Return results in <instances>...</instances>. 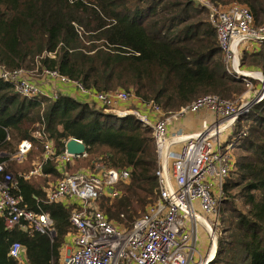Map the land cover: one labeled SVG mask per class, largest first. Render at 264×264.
Instances as JSON below:
<instances>
[{
  "label": "trees",
  "instance_id": "obj_1",
  "mask_svg": "<svg viewBox=\"0 0 264 264\" xmlns=\"http://www.w3.org/2000/svg\"><path fill=\"white\" fill-rule=\"evenodd\" d=\"M209 1L244 3L255 24L264 21L263 0ZM205 9L193 0H0V64L35 73L56 70L95 91L122 87L142 101L159 104L165 113L207 93L235 98L245 90L244 82L226 71L215 28L199 17ZM255 42L241 47L240 64L264 75V39ZM237 119L231 136L240 153L233 154L223 185V222L209 264H264V96ZM41 127L55 154L74 136L86 144L82 157H88L90 166L98 161L129 170L128 178L115 185L117 195L98 196L107 217L130 226L156 197L150 127L131 114L118 117L68 95L26 97L11 81L0 79V162L13 173V192L21 194V204L47 212L55 230L50 238L29 227L7 228L0 216V264H59L65 238L73 230L69 215L76 205L47 201L9 159L21 138L42 150L43 140L33 134ZM42 172L61 175L53 158L43 163ZM12 241L21 243L24 262L7 254Z\"/></svg>",
  "mask_w": 264,
  "mask_h": 264
},
{
  "label": "built area",
  "instance_id": "obj_2",
  "mask_svg": "<svg viewBox=\"0 0 264 264\" xmlns=\"http://www.w3.org/2000/svg\"><path fill=\"white\" fill-rule=\"evenodd\" d=\"M201 3L207 8L208 22L215 28L226 71L246 86L238 100L207 93L165 113L154 101H142L137 97L150 113L138 108L120 110L119 103L136 97L132 91L122 87L95 91L56 70L44 68L35 73L23 68L9 70L0 64V79L11 81L15 91L23 96L58 97L56 92L49 94L34 78L36 75L49 76L75 86L86 99L104 111L122 117L131 114L151 129L156 150V197L130 226L107 217L94 202L99 195L113 197L119 193L115 185L119 179L128 178L127 168L106 167L97 161L94 166L69 171L67 164L86 152L73 155L63 148L55 154L44 128L33 132L43 140V153L34 167L22 176L31 178L43 174V163L53 158L61 176L46 192V200L76 205L69 215L73 227L69 233L71 246L59 264H207L212 248L208 223L213 227L217 222L218 203L222 200L223 185L233 164V148L236 147V137L231 136L233 124L241 113L248 112L262 98L264 88L262 79L246 74L253 72L263 77L261 70L240 64L239 53L243 42L251 39L245 34H264V21L255 24L249 7L238 2L220 4L201 0ZM249 44L251 42L245 47ZM200 110L206 115L199 126L193 131H183V117ZM172 121L175 126L169 128ZM32 147L29 139H19L9 159L22 162ZM16 185L11 171L5 170L0 162V216L5 226L29 227L52 238L55 230L49 214L24 207L21 194L13 192ZM204 233L210 241L206 253L201 239L202 235L205 237ZM7 254L24 262L19 241L9 244Z\"/></svg>",
  "mask_w": 264,
  "mask_h": 264
},
{
  "label": "crops",
  "instance_id": "obj_3",
  "mask_svg": "<svg viewBox=\"0 0 264 264\" xmlns=\"http://www.w3.org/2000/svg\"><path fill=\"white\" fill-rule=\"evenodd\" d=\"M245 44L247 46L248 41H244L243 45H245ZM256 44H257L256 42L255 43H251V45H256ZM34 78L36 79V81L41 83L43 87H45L48 90L49 94H52V93L56 92L58 96L59 95H68V96L74 97V98H76V99H78L80 101H90L91 102V100L86 99V97L84 95H82L77 90V88L75 86L71 85V84L60 83V82L56 81L55 79H53V78H51L49 76L46 77L44 75H36V77H34ZM95 105H96V107H98V105L96 103H95ZM118 108L120 110L138 108L142 112H146V113L149 112L148 109L146 107H144L142 102L137 97H132L127 102L119 103L118 104ZM205 115H206V113L203 110H200V111H197L195 113H192V114L184 116L183 117L184 119L182 121V126H183V129H184L183 131H193V130H195L199 126L200 120ZM118 117H122V116H118ZM173 123H174V121L170 122L169 128H172V127L175 126V124H173ZM41 151H43V150H37L36 147H33V151H32V153H34L33 156L35 158L39 157L42 154ZM23 161H22V163H23ZM19 163H21V162H19ZM14 167H15L16 171L19 172V173L26 171V168L25 169L17 168V166H15V165H14ZM84 167H86V166H84ZM49 175H50L49 173L48 174L43 173V176H49ZM39 178H41V177H39ZM44 181L46 182V184H43L42 181H39V180H37L35 182V184L41 191L44 192V194H46V192L50 189V187L56 181V179H54L52 181H49V180H44ZM69 236H70L69 234L66 236L65 242H69V244L71 246V242H70V237ZM202 237L204 238V235H202ZM203 244L204 245L206 244V240L205 239H203ZM203 248H205V247L203 246ZM62 249H63V246H62L61 252H60L61 253L60 254V260H61V258L63 256L62 255Z\"/></svg>",
  "mask_w": 264,
  "mask_h": 264
},
{
  "label": "rangeland",
  "instance_id": "obj_4",
  "mask_svg": "<svg viewBox=\"0 0 264 264\" xmlns=\"http://www.w3.org/2000/svg\"><path fill=\"white\" fill-rule=\"evenodd\" d=\"M194 1V4L195 5H198V4H200L201 3V0H193ZM234 2H238V1H234ZM238 3H241V2H238ZM202 4V3H201ZM241 4H244V3H241ZM245 5V4H244ZM247 6V5H246ZM199 17H201L203 20H205V21H208V19H207V10L205 9L203 12H201V14H199ZM252 39V41H251V43H255V39H253V38H251ZM242 46H245V45H242ZM248 47H250V45L248 46ZM246 67V66H245ZM246 68H248V67H246ZM28 73H32V72H29V71H27ZM35 75V74H34ZM244 86H245V84H244ZM245 90H246V86H245ZM251 94V93H250ZM229 99H231V100H238V96H236L235 98H229ZM236 122H238V119L236 120ZM34 147V146H33ZM32 147V148H33ZM31 148V149H32ZM30 149V150H31ZM37 149V148H36ZM29 150V151H30ZM37 150H41L40 148L39 149H37ZM43 150V149H42ZM41 153H43V151H41ZM237 153H240V150H238V147L236 146V147H234L233 148V154L234 155H237ZM34 155V153H32L31 151L29 152V153H27V156H26V158L24 159V161H23V163L21 162V163H17L16 161L14 162V165L15 166H17V168H21V169H25L26 168V171H28L29 169H31V168H33L34 167V165L36 164V162L40 159V157H41V155L39 156V157H34L33 156ZM94 162H96V161H94ZM70 165L68 166V169H69V171H72V170H75V169H77V168H80V167H84V166H90L91 164H90V161L88 160V157H80V159H78V160H73L71 163H69ZM28 168V169H27ZM25 171V172H26ZM21 173H23V172H21ZM11 174L13 175V173L11 172ZM40 175V176H39ZM14 176V175H13ZM61 175H49V176H43V174H35V175H32L31 176V179L34 181V182H36L37 180H39V181H42V183L43 184H46V182L44 181V180H49V181H52V180H54V179H58L59 177H60ZM39 177H41V178H39ZM100 200V199H99ZM222 201L223 200H220L219 201V203H218V213H217V222H216V224L215 225H213V230H214V232H215V235H216V231H218V227L221 225V223L223 222V221H221V219H222V206H223V203H222ZM94 202H95V204L99 207V205H98V198H96V199H94ZM100 208V207H99ZM226 213V212H225ZM226 216V215H225ZM114 218H116V217H114ZM209 219V218H208ZM205 234V237L203 238L202 236H201V239L203 240V239H205L206 240V244H205V252L204 253H206L207 251H208V248L210 247V241H209V239H208V237H206L207 235H206V233H204ZM216 241H217V239H216ZM70 248V244H69V242H65L64 243V245H63V249H62V255L63 254H65V253H67L68 252V249ZM209 251H211V250H209Z\"/></svg>",
  "mask_w": 264,
  "mask_h": 264
},
{
  "label": "water",
  "instance_id": "obj_5",
  "mask_svg": "<svg viewBox=\"0 0 264 264\" xmlns=\"http://www.w3.org/2000/svg\"><path fill=\"white\" fill-rule=\"evenodd\" d=\"M244 36L248 37V38H253V39H264V34H261L258 36L245 34ZM246 74H248L249 76L255 77V78L262 79L264 82V75H263V77H261V76L257 75L256 73H253V72L246 73ZM263 96H264V88L262 89V92H261V97H263ZM106 112H109V111H106ZM110 113H112V112H110ZM64 149L66 152L71 153L73 155H81V154H84L86 152V144L84 143L83 140H81L77 137H74V136H70L64 142ZM109 190H111V187ZM208 228L210 231L212 248H211V251L209 254V260H208L207 264L210 263V261L214 257L215 252H216V246H217L215 232L213 230V227L209 223H208Z\"/></svg>",
  "mask_w": 264,
  "mask_h": 264
}]
</instances>
